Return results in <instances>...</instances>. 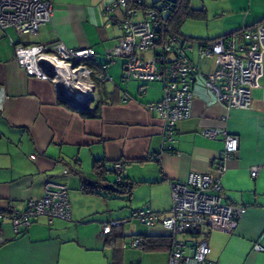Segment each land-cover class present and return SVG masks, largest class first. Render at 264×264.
Returning a JSON list of instances; mask_svg holds the SVG:
<instances>
[{"label":"crops","instance_id":"crops-1","mask_svg":"<svg viewBox=\"0 0 264 264\" xmlns=\"http://www.w3.org/2000/svg\"><path fill=\"white\" fill-rule=\"evenodd\" d=\"M111 1L52 0L51 20L35 34H19L13 28L0 31V227L4 239L0 264H168L169 232L160 223L141 224L134 211L149 208L159 217L167 214L172 206L170 183L184 180L190 172L214 169L224 147V131L237 135L239 145L220 175L222 198L245 206L246 212L232 233L200 229L179 238L186 243L187 253L196 240H205L208 259L215 264H264V251L253 249L256 243L264 248V70L252 92V107L226 108L203 84L212 59H200L197 45L196 51L188 53L198 66L191 113L176 123L167 148L162 142V120L144 107L162 99V84L151 83L140 94L138 81L122 79V57L107 63L111 80L97 82V93L86 110L73 109L49 82L28 77L15 62L9 38L24 45L61 41L73 49L92 48L89 64L99 73L106 51L121 34L122 11L108 12ZM255 4L247 16L249 24L244 25L264 18V0ZM94 110L98 116L87 115ZM208 130L218 132L209 136ZM96 160L103 161L109 181L112 175L117 178L114 166L120 163L121 177L133 182L130 193L82 190L83 185L95 187L84 184L83 177L99 182ZM252 165L258 166L255 178L249 175ZM48 180L67 186L70 219L49 222L41 216L14 234L10 221L2 217L11 207L24 210L28 199L42 197ZM114 219L124 222L110 235L102 234L103 223ZM118 233L122 236L113 239L111 235ZM132 237L163 246L123 248Z\"/></svg>","mask_w":264,"mask_h":264},{"label":"built area","instance_id":"built-area-1","mask_svg":"<svg viewBox=\"0 0 264 264\" xmlns=\"http://www.w3.org/2000/svg\"><path fill=\"white\" fill-rule=\"evenodd\" d=\"M141 1L112 0L107 7L108 12L122 11L121 34L117 44L106 51L105 62L99 64L97 74L89 64L94 56L92 48L73 49L61 41L24 45L9 39L14 44V60L28 77L47 81L53 87L61 84L71 99L83 101L90 98L94 96L97 82L111 80L107 63L116 56L124 59L122 79L138 81L140 94L145 93L149 84L161 83L162 99L144 107L149 114L156 113L162 120V142L170 148L176 123L191 113L192 83L198 66L189 59L188 53L192 52L194 42L174 35L160 42L156 30L158 15L167 12L173 0H162L157 8H143ZM140 9L142 19L137 20ZM52 13V0H0V31L13 28L19 34H35L40 25L51 20ZM198 48L200 59H212L203 84L216 101L226 108L250 109L252 92L259 86L264 70V20L242 31L205 41ZM217 132L206 131L209 136ZM222 134L224 147L216 157L214 169L190 172L184 180L170 183L172 206L167 214L159 217L149 208L134 213L141 224L153 226L160 223L169 232L168 264H215L208 259L210 248L205 240H196L187 253L186 243L179 236L200 229L232 233L246 212L245 206L231 204L222 198L220 175L239 145L237 135L227 131ZM114 169L117 181H121L120 163H116ZM257 173L258 166L252 165L250 177L255 178ZM41 216L49 222L54 218L70 219L65 184L46 181L42 197L28 199L24 210L11 207L2 218L8 219L13 233L18 234ZM123 222L114 219L103 223L101 233H110L113 227ZM3 242L0 227V243ZM141 242L140 238L132 237L122 246L137 249ZM253 249L264 251L258 243Z\"/></svg>","mask_w":264,"mask_h":264},{"label":"trees","instance_id":"trees-1","mask_svg":"<svg viewBox=\"0 0 264 264\" xmlns=\"http://www.w3.org/2000/svg\"><path fill=\"white\" fill-rule=\"evenodd\" d=\"M162 0H157L155 2H152L150 6H148L144 0L141 1L140 5L144 8V7H154L157 8L158 7V3H160ZM205 16V9L204 8H200V9H196L193 8L190 4V0H173L171 6L168 8L167 12L165 13H159L158 17V23H157V32H158V39L159 41H163L166 40L167 37L169 36H179L182 39H184L185 41L187 40H196L199 44L198 46H202V44L205 41L208 40H213L215 38L218 37H224L226 36L228 33H234V32H239L242 31L243 29L252 27L260 22H262L264 20L260 19L258 22L251 24V25H243L237 29L231 30L229 32H226L224 34H221L219 36L213 37V38H194V37H188L184 34H182L181 32V25L183 24L184 20L188 17L190 18H199V17H204ZM190 59V58H189ZM87 115L92 116V117H96L98 116V113L94 110L91 113H87ZM94 170L96 172V174L99 177V182H97V185L95 187H88L83 185L82 186V190L86 191V192H93V193H102L103 195H107L110 192L109 191H103L101 192L102 188V182H100V179H104V174H105V170L106 172H108L107 169H105L104 167V163L102 160H96L94 162ZM122 180L118 181L116 183V193H120V194H129L132 188V184L133 182L121 177ZM85 184V183H84ZM138 211V210H136ZM134 211V213L136 212ZM34 222V221H33ZM117 227V226H116ZM115 228V227H113ZM113 228L111 229V232H113ZM108 233L107 235L111 234ZM21 233V232H20ZM111 236H113V239H117L120 238L122 236V234L118 233V234H112ZM142 238V237H141ZM169 245V244H168ZM161 246H163V244L161 243H157L155 241H153L152 239H148L145 240L142 238V242H141V246L140 248L144 249V250H155L160 248ZM138 249V248H137Z\"/></svg>","mask_w":264,"mask_h":264},{"label":"rangeland","instance_id":"rangeland-1","mask_svg":"<svg viewBox=\"0 0 264 264\" xmlns=\"http://www.w3.org/2000/svg\"><path fill=\"white\" fill-rule=\"evenodd\" d=\"M144 1L150 6L152 2L157 0ZM190 4L193 8L205 9L204 17H188L181 25L180 29L182 34L194 38L219 36L237 29L244 24H249L247 16L250 13V7L256 6L255 0H190ZM251 18L252 17H249V19ZM136 19H142V9L139 10ZM193 42V49L196 51L197 41L193 40ZM118 59L121 62L120 58ZM118 59H116L114 63H117ZM96 93L97 91L95 94ZM110 179L114 181V175H112ZM136 224L140 225L138 223Z\"/></svg>","mask_w":264,"mask_h":264},{"label":"water","instance_id":"water-1","mask_svg":"<svg viewBox=\"0 0 264 264\" xmlns=\"http://www.w3.org/2000/svg\"><path fill=\"white\" fill-rule=\"evenodd\" d=\"M64 89L65 88L61 84H58L54 87V90L57 93L58 97L60 99H62L63 101H65V103L70 105L73 109L86 110L88 108V104L91 103L94 99V96H92L90 98H86L83 101H78L77 99H71V98L67 97ZM95 92H94V95H95ZM82 181H83V183H86L87 185H90V186H96L97 185V181L92 180V179L87 178V177H83ZM117 182H118L117 179H115L114 181H109L106 177H104V179L102 181L101 188L103 190L116 192V189H117L116 183Z\"/></svg>","mask_w":264,"mask_h":264}]
</instances>
